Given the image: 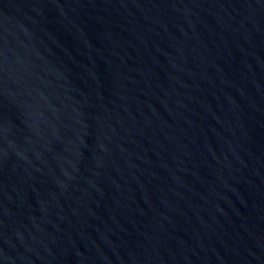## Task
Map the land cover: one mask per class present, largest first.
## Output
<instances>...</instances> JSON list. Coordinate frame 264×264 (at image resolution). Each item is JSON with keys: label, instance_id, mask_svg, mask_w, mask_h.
<instances>
[{"label": "water", "instance_id": "1", "mask_svg": "<svg viewBox=\"0 0 264 264\" xmlns=\"http://www.w3.org/2000/svg\"><path fill=\"white\" fill-rule=\"evenodd\" d=\"M0 264H264V0H0Z\"/></svg>", "mask_w": 264, "mask_h": 264}]
</instances>
